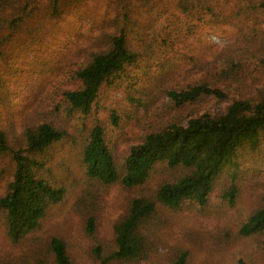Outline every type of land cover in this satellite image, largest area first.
Segmentation results:
<instances>
[{
	"label": "trees",
	"instance_id": "trees-1",
	"mask_svg": "<svg viewBox=\"0 0 264 264\" xmlns=\"http://www.w3.org/2000/svg\"><path fill=\"white\" fill-rule=\"evenodd\" d=\"M206 32L227 41L209 44ZM144 116L153 125L126 139ZM263 142L264 0H0V155L9 169L0 234L11 244L64 200L73 161L86 178L127 189L163 166L179 173L131 197L113 252L94 251L99 264L139 263L160 208L205 207L225 172L221 198L234 204L240 159ZM85 229L94 234L93 217ZM238 232L264 235V205ZM48 253L52 264H72L61 239ZM168 264H187V253Z\"/></svg>",
	"mask_w": 264,
	"mask_h": 264
},
{
	"label": "rangeland",
	"instance_id": "rangeland-1",
	"mask_svg": "<svg viewBox=\"0 0 264 264\" xmlns=\"http://www.w3.org/2000/svg\"><path fill=\"white\" fill-rule=\"evenodd\" d=\"M212 45L223 46L227 38L210 32L202 34ZM119 93L101 100L102 107L113 104ZM216 112L221 107L216 106ZM142 114L139 113V116ZM149 117L141 122L133 120L124 129L126 139L135 138L153 124ZM138 124V125H137ZM236 173L239 189L234 204L222 200L221 194L230 184V176L223 173L216 181L205 207L184 204L172 210L160 208L150 233L151 244L146 257L136 264H168L180 252L187 253V264H264V235L244 237L238 230L247 217L264 205V142L258 153L244 151ZM179 172L163 166L154 168L142 188H124L119 184L103 186L86 178L76 162L69 165L67 193L64 200L52 206L36 230L17 244H11L0 234V264L33 258L40 264H52L48 243L52 238L64 241L72 264H99L94 253L98 248L103 258L114 248V225L125 214L128 200L144 190H154L160 183ZM9 169L0 155V191ZM95 219V232H86V219ZM35 260H28L34 264ZM107 264H129L110 261Z\"/></svg>",
	"mask_w": 264,
	"mask_h": 264
}]
</instances>
